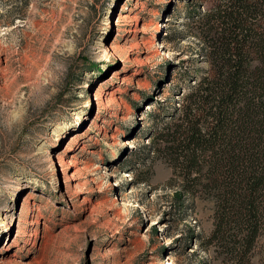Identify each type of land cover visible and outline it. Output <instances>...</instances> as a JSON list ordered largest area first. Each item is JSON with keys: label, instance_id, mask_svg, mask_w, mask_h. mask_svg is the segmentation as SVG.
Instances as JSON below:
<instances>
[{"label": "rangeland", "instance_id": "1", "mask_svg": "<svg viewBox=\"0 0 264 264\" xmlns=\"http://www.w3.org/2000/svg\"><path fill=\"white\" fill-rule=\"evenodd\" d=\"M222 2L0 0V264H264L168 149Z\"/></svg>", "mask_w": 264, "mask_h": 264}, {"label": "trees", "instance_id": "2", "mask_svg": "<svg viewBox=\"0 0 264 264\" xmlns=\"http://www.w3.org/2000/svg\"><path fill=\"white\" fill-rule=\"evenodd\" d=\"M205 19L210 69L173 114L168 149L182 190L214 197L215 235L235 228L245 260L264 230V0H223Z\"/></svg>", "mask_w": 264, "mask_h": 264}, {"label": "bare ground", "instance_id": "3", "mask_svg": "<svg viewBox=\"0 0 264 264\" xmlns=\"http://www.w3.org/2000/svg\"><path fill=\"white\" fill-rule=\"evenodd\" d=\"M62 128L60 127V126H58L57 128H55L54 130H53V135H55V136H57L58 135V133H59V131L61 130ZM1 225V224H0Z\"/></svg>", "mask_w": 264, "mask_h": 264}]
</instances>
